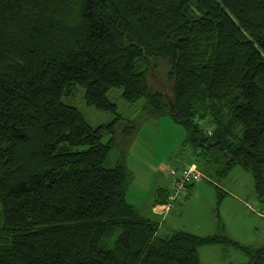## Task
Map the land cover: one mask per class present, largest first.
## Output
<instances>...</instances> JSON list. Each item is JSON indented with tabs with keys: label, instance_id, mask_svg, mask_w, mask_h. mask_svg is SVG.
<instances>
[{
	"label": "trees",
	"instance_id": "1",
	"mask_svg": "<svg viewBox=\"0 0 264 264\" xmlns=\"http://www.w3.org/2000/svg\"><path fill=\"white\" fill-rule=\"evenodd\" d=\"M158 59L167 90L150 87ZM77 87L114 119L90 125L63 101ZM112 89L135 118L118 113ZM165 115L184 128L203 179L239 165L264 204V0H0V264H200L212 244L264 264V246L224 234L160 235L126 200L119 141Z\"/></svg>",
	"mask_w": 264,
	"mask_h": 264
},
{
	"label": "rangeland",
	"instance_id": "2",
	"mask_svg": "<svg viewBox=\"0 0 264 264\" xmlns=\"http://www.w3.org/2000/svg\"><path fill=\"white\" fill-rule=\"evenodd\" d=\"M154 66L153 77H149L151 89H169L168 82L159 86L157 79L166 77L165 60L158 59ZM84 91V88L77 87L73 95L63 97V101L76 106L93 127L112 121L113 113L86 104ZM121 94V89H112L108 97L117 105L118 113L125 118H135L139 113L138 107L125 101ZM184 139V128L170 115H165L139 122L132 137L119 141L117 151L124 153L131 173L126 200L142 213L152 214L156 189L171 182V178L166 176L169 167L187 162L200 169L192 148L184 144ZM220 188L225 192L222 196L218 193ZM1 211L0 203V214ZM162 212L155 215L160 218V235L173 229L203 236L220 233L242 246H264V204L256 193L252 173L239 165L234 166L222 180L202 178L190 189L187 197L175 201L170 210ZM218 213L225 225L223 230L217 228ZM199 256L200 264H244L249 260L244 251L229 244L200 246Z\"/></svg>",
	"mask_w": 264,
	"mask_h": 264
},
{
	"label": "built area",
	"instance_id": "3",
	"mask_svg": "<svg viewBox=\"0 0 264 264\" xmlns=\"http://www.w3.org/2000/svg\"><path fill=\"white\" fill-rule=\"evenodd\" d=\"M166 174L171 178V192L169 201L160 206L161 211L170 210L175 201L183 199L187 191V184L198 182L203 177L200 170L193 165L171 166L168 168Z\"/></svg>",
	"mask_w": 264,
	"mask_h": 264
},
{
	"label": "crops",
	"instance_id": "4",
	"mask_svg": "<svg viewBox=\"0 0 264 264\" xmlns=\"http://www.w3.org/2000/svg\"><path fill=\"white\" fill-rule=\"evenodd\" d=\"M192 165V164H191ZM194 166V165H193ZM158 200V197H154V199H153V205H152V214L150 213V214H147V213H145V215L147 216V217H150V218H152V219H154V220H156V221H158L159 222V219L160 218H157V216H155V215H157V214H161V213H163L161 210H157L156 209V207L157 208H159L160 206H162L163 205V203H156V201ZM224 223V222H223ZM160 224H161V222H159V228H160ZM173 230H175V229H173ZM173 230H171V231H173Z\"/></svg>",
	"mask_w": 264,
	"mask_h": 264
},
{
	"label": "water",
	"instance_id": "5",
	"mask_svg": "<svg viewBox=\"0 0 264 264\" xmlns=\"http://www.w3.org/2000/svg\"><path fill=\"white\" fill-rule=\"evenodd\" d=\"M156 209H157V210H161V208H160V207H159V208H157V207H156Z\"/></svg>",
	"mask_w": 264,
	"mask_h": 264
}]
</instances>
